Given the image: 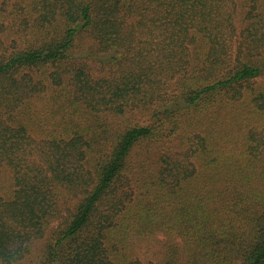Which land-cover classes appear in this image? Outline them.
Returning a JSON list of instances; mask_svg holds the SVG:
<instances>
[{
	"label": "trees",
	"instance_id": "trees-1",
	"mask_svg": "<svg viewBox=\"0 0 264 264\" xmlns=\"http://www.w3.org/2000/svg\"><path fill=\"white\" fill-rule=\"evenodd\" d=\"M0 264H264V0H0Z\"/></svg>",
	"mask_w": 264,
	"mask_h": 264
},
{
	"label": "rangeland",
	"instance_id": "rangeland-1",
	"mask_svg": "<svg viewBox=\"0 0 264 264\" xmlns=\"http://www.w3.org/2000/svg\"><path fill=\"white\" fill-rule=\"evenodd\" d=\"M83 42H85V40H83ZM85 43H86V42H85ZM158 244H159V243H157V242H154V243H153V245H154V247H155L153 250H152L151 248H149V247H144V250H142V252H141L140 255H141L143 258H145V257H147V256H150L151 253L157 249ZM144 251H145V255H144Z\"/></svg>",
	"mask_w": 264,
	"mask_h": 264
}]
</instances>
